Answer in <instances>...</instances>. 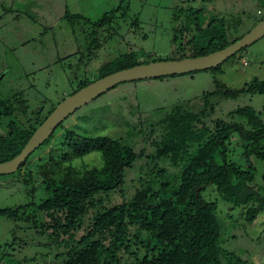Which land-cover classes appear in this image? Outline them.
<instances>
[{
	"label": "trees",
	"instance_id": "trees-1",
	"mask_svg": "<svg viewBox=\"0 0 264 264\" xmlns=\"http://www.w3.org/2000/svg\"><path fill=\"white\" fill-rule=\"evenodd\" d=\"M129 1L119 0L114 9L96 22L80 15L65 16L72 27L81 26L83 43L82 51L67 57L81 54L80 59L93 60L107 42L120 35L119 24L128 19ZM253 2L262 15L261 21L264 18V0ZM201 12L200 9L186 12L192 25L191 38L187 42L191 45V53L182 54L178 59L206 56L236 41L228 40L226 27L217 26V19L202 26L196 17ZM183 13L182 7L176 6L172 19L179 20ZM137 24V19H134L129 26L137 27ZM179 50L181 52L182 48ZM142 55L146 53L128 51L100 65L94 78L75 77L74 88L63 95L62 100L116 71L162 61L149 58L141 62L139 57ZM245 95H264V80L254 78L236 90L218 85L213 92L201 96L202 103H176L155 122L144 121L140 138L144 137L140 139L139 148L122 138L63 131L59 139L62 150L59 159L71 161L99 152L102 170L99 174L91 172L79 186L70 187L54 185L48 169L41 168V185L48 197L40 204L31 201L14 208L0 209V218L10 227L9 233L13 232L11 243L6 244L0 253V264L12 259L10 264H27L26 258L16 257V248L23 247L16 243V233L31 230L36 232V240L46 237L51 231L66 237L59 242L42 244L49 249L62 247L63 251L55 256L59 259L57 264H249L220 246L217 205L202 198V192L213 186L223 201L233 206H251L245 212V220L249 223L263 210L264 196L251 186L256 171L251 160L254 158L264 163V121L251 106L237 107L228 114L229 117H242L243 123L209 118L215 114V100H232ZM15 99V95L10 99L0 96V163L17 156L57 106L42 115L40 109L35 111L32 120H27L25 125L15 120ZM63 122L36 150L51 143ZM234 136L241 148V164L232 158L235 150L231 152L230 147ZM146 143L151 147L147 155ZM33 152L18 170L28 162ZM143 159L147 164L143 169L138 168V187L128 195L125 176L127 172L136 170V163ZM161 162L168 163L177 171L168 172ZM144 169L147 171L142 177L140 173ZM99 175L104 179H99ZM262 183L264 185V175ZM117 190L121 203L95 216L84 234L75 239L73 235L83 229L87 207L100 202V199L95 201V197ZM108 223L109 227H106Z\"/></svg>",
	"mask_w": 264,
	"mask_h": 264
},
{
	"label": "rangeland",
	"instance_id": "rangeland-1",
	"mask_svg": "<svg viewBox=\"0 0 264 264\" xmlns=\"http://www.w3.org/2000/svg\"><path fill=\"white\" fill-rule=\"evenodd\" d=\"M118 2L0 0V96L7 99L16 96L15 120L26 125L35 111L40 109V115L46 113L62 101L63 95L70 93L76 84L73 81L75 77L94 78L100 65L128 51H144L146 55L139 57L141 62L149 58L166 61L178 59L182 54L189 55L191 45L187 42L192 33L190 19L186 16L189 10L202 11L196 17L204 27L209 20L217 19V26L226 27L229 41L246 34L262 17L253 0H130L128 19L119 24V36L107 42L93 60L80 59L81 54L68 58V55L82 51L83 43L81 26L72 27L64 17L80 15L96 22L114 9ZM176 6H181L184 11L177 21L172 19ZM134 19H137V27L130 28L129 24ZM62 58L65 59L58 61ZM254 78L264 80V37L213 69L117 85L64 120L51 143L34 151L20 170L0 176V209L14 208L31 201L35 204L43 202L48 197L39 175L43 167L48 169L54 185L70 187L79 186L91 172L100 173L102 161L99 152L71 161L59 159L62 154L59 139L63 131L122 138L139 148L140 139L144 137L140 138L144 121L155 122L178 102L202 103L201 96L213 92L218 85L236 90ZM214 104L215 114L209 117L213 120L243 123L242 117H229L228 114L237 107L251 106L264 121V95H245L232 100L219 98ZM237 142L234 136L230 149L231 152L235 150L233 160L241 164V148ZM145 146L147 155L151 147L148 143ZM251 161L256 170L251 186L259 189L264 196V163L254 158ZM161 163L168 172L177 171L168 163ZM146 164V159L138 161L136 170L127 172L125 183L128 195L138 187V168L143 169ZM146 171L142 170V177ZM99 179L104 177L99 175ZM202 198L217 205L220 246L236 253L249 264H264V206L249 223L245 220V212L251 206H233L223 201L213 186L202 192ZM97 199L100 202L87 207L83 229L73 235L75 239L84 234L95 216L122 200L118 190L102 193L95 197V201ZM9 228L0 218V253L6 244L11 243L13 232L9 233ZM16 237L18 246H23H16V257L26 258L27 264H57L59 259L55 256L63 251L62 247L49 249L42 244L66 239L60 233L51 231L46 237L36 240L38 236L34 230L18 232ZM12 261L7 260L5 264Z\"/></svg>",
	"mask_w": 264,
	"mask_h": 264
},
{
	"label": "water",
	"instance_id": "water-1",
	"mask_svg": "<svg viewBox=\"0 0 264 264\" xmlns=\"http://www.w3.org/2000/svg\"><path fill=\"white\" fill-rule=\"evenodd\" d=\"M264 37V18L235 42L220 51L206 56L178 60L154 61L122 69L99 78L64 98L34 131L20 153L9 161L0 163V176L15 173L50 135L55 128L79 108L113 89L131 82L176 76L216 68L244 48Z\"/></svg>",
	"mask_w": 264,
	"mask_h": 264
}]
</instances>
